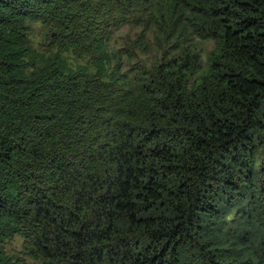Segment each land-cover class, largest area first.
Segmentation results:
<instances>
[{
	"label": "trees",
	"instance_id": "obj_1",
	"mask_svg": "<svg viewBox=\"0 0 264 264\" xmlns=\"http://www.w3.org/2000/svg\"><path fill=\"white\" fill-rule=\"evenodd\" d=\"M123 24L154 26V70L121 72ZM191 32L215 42L207 68ZM16 234L34 262L0 264H264V0H0V239Z\"/></svg>",
	"mask_w": 264,
	"mask_h": 264
},
{
	"label": "rangeland",
	"instance_id": "obj_2",
	"mask_svg": "<svg viewBox=\"0 0 264 264\" xmlns=\"http://www.w3.org/2000/svg\"><path fill=\"white\" fill-rule=\"evenodd\" d=\"M145 27L146 25L132 26L131 24H123L112 28L114 37L110 47L120 51L121 72L131 77L142 74L144 71L154 70L162 59L163 49L157 46L154 38L156 29L154 26ZM52 34L51 29L42 23H31L30 39L39 52L48 54L52 49ZM190 34L192 35L188 37L189 43L200 53L202 67L207 68L215 42L212 39L203 38L200 35L197 36V32H191ZM67 57L70 64L74 66L84 62V59L81 60L72 54H68ZM0 248L9 256L25 259L28 263L34 262L27 256L24 239L20 234H16L12 238L0 239Z\"/></svg>",
	"mask_w": 264,
	"mask_h": 264
}]
</instances>
